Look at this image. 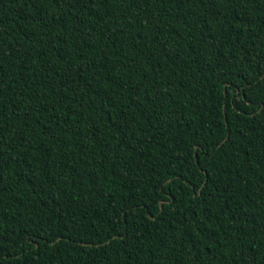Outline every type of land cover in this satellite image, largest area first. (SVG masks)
Wrapping results in <instances>:
<instances>
[{"label":"trees","instance_id":"trees-1","mask_svg":"<svg viewBox=\"0 0 264 264\" xmlns=\"http://www.w3.org/2000/svg\"><path fill=\"white\" fill-rule=\"evenodd\" d=\"M0 264H264V0H0Z\"/></svg>","mask_w":264,"mask_h":264}]
</instances>
